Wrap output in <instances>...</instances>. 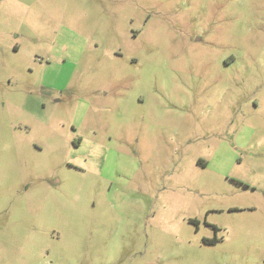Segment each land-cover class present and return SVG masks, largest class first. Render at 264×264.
<instances>
[{
    "label": "rangeland",
    "instance_id": "374dc122",
    "mask_svg": "<svg viewBox=\"0 0 264 264\" xmlns=\"http://www.w3.org/2000/svg\"><path fill=\"white\" fill-rule=\"evenodd\" d=\"M0 264H264V0H0Z\"/></svg>",
    "mask_w": 264,
    "mask_h": 264
},
{
    "label": "flooded vegetation",
    "instance_id": "af4514ba",
    "mask_svg": "<svg viewBox=\"0 0 264 264\" xmlns=\"http://www.w3.org/2000/svg\"><path fill=\"white\" fill-rule=\"evenodd\" d=\"M76 146H78V145H76ZM68 165H69V167H72V168L74 167V165H72L71 163H69Z\"/></svg>",
    "mask_w": 264,
    "mask_h": 264
},
{
    "label": "trees",
    "instance_id": "16d2710c",
    "mask_svg": "<svg viewBox=\"0 0 264 264\" xmlns=\"http://www.w3.org/2000/svg\"><path fill=\"white\" fill-rule=\"evenodd\" d=\"M210 242H211V243H214L215 241H210ZM210 242H209V243H210Z\"/></svg>",
    "mask_w": 264,
    "mask_h": 264
}]
</instances>
